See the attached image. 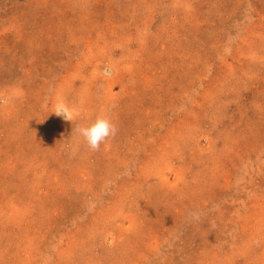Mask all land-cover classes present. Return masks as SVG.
<instances>
[{
    "label": "rangeland",
    "instance_id": "1",
    "mask_svg": "<svg viewBox=\"0 0 264 264\" xmlns=\"http://www.w3.org/2000/svg\"><path fill=\"white\" fill-rule=\"evenodd\" d=\"M0 264H264V0H0Z\"/></svg>",
    "mask_w": 264,
    "mask_h": 264
},
{
    "label": "clouds",
    "instance_id": "2",
    "mask_svg": "<svg viewBox=\"0 0 264 264\" xmlns=\"http://www.w3.org/2000/svg\"><path fill=\"white\" fill-rule=\"evenodd\" d=\"M53 113L70 121L73 116V110L63 102L55 104ZM75 132L90 150L98 151L104 142L116 135L117 128L107 112H101L92 120L77 124Z\"/></svg>",
    "mask_w": 264,
    "mask_h": 264
}]
</instances>
